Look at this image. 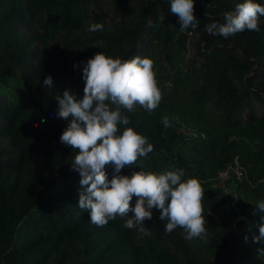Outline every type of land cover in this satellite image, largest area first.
Masks as SVG:
<instances>
[{"label": "trees", "instance_id": "16d2710c", "mask_svg": "<svg viewBox=\"0 0 264 264\" xmlns=\"http://www.w3.org/2000/svg\"><path fill=\"white\" fill-rule=\"evenodd\" d=\"M243 2L193 0L196 26L181 32L170 0H0V264H264V241L252 242L264 223L256 208L264 200V16L260 31H206ZM92 24L103 29L91 32ZM101 52L151 59L162 93L151 113L121 109L153 151L120 175L183 169L182 181L197 178L207 242L185 239L180 227L166 233L157 208L145 220L150 235L123 227L118 215L94 225L79 209L81 176L71 164L78 150L60 141L71 117L56 116V96L70 88L82 98L83 67ZM234 157L245 175L230 179L233 207L250 242L239 247L231 217L211 216L213 183ZM105 171L109 180L116 174L113 165Z\"/></svg>", "mask_w": 264, "mask_h": 264}, {"label": "clouds", "instance_id": "9594fccd", "mask_svg": "<svg viewBox=\"0 0 264 264\" xmlns=\"http://www.w3.org/2000/svg\"><path fill=\"white\" fill-rule=\"evenodd\" d=\"M170 11L178 16L181 32L196 26L193 0H170ZM222 15L223 23L206 25L209 34L227 38L245 29L260 31L258 18L264 16V5L244 0ZM102 29V24H92L89 31ZM82 78L85 81L82 98L70 88L62 96H56L59 102L56 116L65 120L71 117L60 141L78 150L71 164L81 176L79 209L89 212L94 225L105 226L118 215L125 219L123 227L150 235L145 220H151L152 209L157 208L159 219L167 220L166 233L180 227L186 232L185 239L207 242L202 206L204 190L197 178L182 181L183 169L120 175L125 166L136 164L139 158L153 151L145 136L127 127L130 120L121 110L132 112L138 104L151 113L159 106L162 93L155 79L153 61L139 56L130 60L113 59L101 52L87 60ZM43 83L51 88L52 77L49 75ZM162 122L166 129L171 126L167 117ZM118 125L125 126L122 132ZM108 165H113L116 173L111 180L105 171ZM133 196L138 198L134 208L130 204ZM256 208L264 211V200L258 201ZM130 211L134 216L128 218ZM261 220L264 221V216ZM258 227L259 235L253 234V243L264 241V223ZM244 239L248 241L249 237L245 235ZM257 253L264 256V248L257 249Z\"/></svg>", "mask_w": 264, "mask_h": 264}, {"label": "rangeland", "instance_id": "374dc122", "mask_svg": "<svg viewBox=\"0 0 264 264\" xmlns=\"http://www.w3.org/2000/svg\"><path fill=\"white\" fill-rule=\"evenodd\" d=\"M213 193L218 200V207L214 212H211V216L215 221H219L224 217L230 216L231 219L227 220L226 225L231 226L233 219H237L242 215V211L233 207V182L229 180L226 182L223 188H214ZM233 242L235 243L236 247L241 245H250V242L245 241L244 237L242 239L235 237Z\"/></svg>", "mask_w": 264, "mask_h": 264}, {"label": "built area", "instance_id": "2783aa9c", "mask_svg": "<svg viewBox=\"0 0 264 264\" xmlns=\"http://www.w3.org/2000/svg\"><path fill=\"white\" fill-rule=\"evenodd\" d=\"M245 175L244 169L240 166L237 159L234 157L232 162L227 164L223 169H221L215 178L213 187L221 189L225 186L226 182L230 179L240 181ZM231 233L234 237L242 239L244 236L242 227L237 224V220L233 219V222L230 226Z\"/></svg>", "mask_w": 264, "mask_h": 264}]
</instances>
